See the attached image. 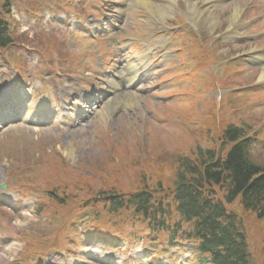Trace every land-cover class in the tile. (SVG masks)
Here are the masks:
<instances>
[{
  "label": "rangeland",
  "instance_id": "374dc122",
  "mask_svg": "<svg viewBox=\"0 0 264 264\" xmlns=\"http://www.w3.org/2000/svg\"><path fill=\"white\" fill-rule=\"evenodd\" d=\"M146 1L171 11L150 15L137 0H10L12 16L2 18L13 44L0 50V95L17 104L19 92L24 111L0 128V264H203L188 244L169 252L151 244L131 211L111 213L102 196L134 193L144 170L169 179L164 166L196 146L225 152L232 125L253 136L250 160L264 166V79L249 65L252 50L264 52V0H191L217 17L215 28L203 24L206 12L188 16V0ZM144 55L148 73L131 89L109 90ZM91 76L108 98L81 120H64L84 108L78 84ZM127 92L137 96L133 107ZM229 206L252 263L264 264V221L237 201ZM152 250L168 254L151 258Z\"/></svg>",
  "mask_w": 264,
  "mask_h": 264
},
{
  "label": "trees",
  "instance_id": "16d2710c",
  "mask_svg": "<svg viewBox=\"0 0 264 264\" xmlns=\"http://www.w3.org/2000/svg\"><path fill=\"white\" fill-rule=\"evenodd\" d=\"M3 2L8 12V0ZM9 30L0 17V50L13 44ZM244 137V131L228 126L222 135L225 152V147L215 153L196 146L164 166L171 167L169 179L160 177L162 170L157 177L144 170L133 183L138 190H110L103 202L114 214L131 210L132 224H141L160 248L191 243L201 263L253 264L241 217L229 210L237 201L264 221V166L251 162V141ZM146 176L154 183L149 185Z\"/></svg>",
  "mask_w": 264,
  "mask_h": 264
},
{
  "label": "bare ground",
  "instance_id": "6f19581e",
  "mask_svg": "<svg viewBox=\"0 0 264 264\" xmlns=\"http://www.w3.org/2000/svg\"><path fill=\"white\" fill-rule=\"evenodd\" d=\"M167 1H168V3L170 5H172L173 2H174V0H167ZM206 1H207L206 3H210L211 4V3H215L216 0H206ZM137 2L139 4V6L144 8L145 11L148 14L152 15V14H154V12H157L158 13V17L160 16V18H162V15L166 16V14L170 13V11H171L169 5H168L169 7L167 8V10H158V9L153 8L146 0H137ZM194 6H195V3L191 2V0H189L188 1V13H187L188 16L190 18H192L193 21H195L194 20L195 17H199V15H201V14L206 12L208 17L205 19L203 24L205 26L209 27V28H215V25H216L217 20H218L217 17H214V16L210 15V11L208 9H206L205 12H199L198 13V12H196ZM238 11H239V6H238V4H235L234 5V10H233V15L228 21L229 25L232 26L236 22L237 17L239 16ZM231 26H229V27H231ZM251 57L253 59H257L258 60V52L252 50ZM262 60L263 61L260 64V66H262V73H261L260 77H261V79H264V57L262 58ZM137 73H138V71L136 69V65L129 66L128 69H127V75H126L127 76V80H128L127 83L132 84L133 81H134L135 75ZM115 83H116L115 81H112L110 84L116 85ZM124 95H122V97H126L125 103L127 105H129L130 107H133L135 105V100H137V98H136L137 96L136 95H131L128 92L125 93ZM114 106L116 107L117 105H114Z\"/></svg>",
  "mask_w": 264,
  "mask_h": 264
}]
</instances>
